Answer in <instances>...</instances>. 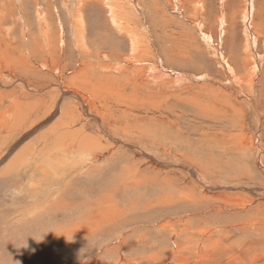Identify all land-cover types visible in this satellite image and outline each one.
Returning a JSON list of instances; mask_svg holds the SVG:
<instances>
[{"label": "rangeland", "instance_id": "rangeland-1", "mask_svg": "<svg viewBox=\"0 0 264 264\" xmlns=\"http://www.w3.org/2000/svg\"><path fill=\"white\" fill-rule=\"evenodd\" d=\"M0 2L1 16L7 11L11 12L4 23L0 22V28H18V36L22 44L25 43L20 36L22 28L33 31L31 38L34 41H42L39 12L42 15L46 13L44 15L46 28L54 29L56 33L60 30L61 36L64 32L66 40L64 62L72 60V63L68 64L69 75L80 67L82 60L81 51L74 43L73 28H88L87 37L90 47L94 49L91 54L94 58H99V52L105 51L127 54L129 62H139L138 65L147 66L146 69H149V65L166 69L167 72L164 74L146 73V86L137 84L135 90L140 103L145 102V105L139 104L133 111L131 109L126 113H130L128 118L136 126L150 129L158 135L164 133L167 139L178 136L181 143L173 147L172 156L177 155L176 147L179 148L181 152H185L187 158L192 157L189 161L181 159V162L197 169L196 174L185 168H183L184 172L177 173L172 167H166L157 175L154 168L146 164L148 161L146 159L138 167L142 174L150 175L149 183L144 187L146 191H142L143 188L136 190L133 186L128 187L129 189L122 187L117 190V200L122 211L118 213L126 219L119 218L103 226L100 224L98 229L90 230L86 236L80 238L72 232L74 230L72 226L79 224L76 218L83 215L89 206L80 207L74 201L68 217L75 220L70 224L64 225L58 222L59 217L65 215L64 212H60L54 214L56 218L46 216L21 226L13 220L17 217L16 209L22 205L21 209L26 211L24 203L32 199L26 198L23 191H20L19 197L23 196V202L18 201L16 195L6 190L0 194V264H122L124 262L264 264V250H261L264 249V0H133V3L129 0H110V2L109 0H0ZM114 9L119 18V25L115 23L112 15ZM117 28H129L133 36L139 35L142 38L137 54L140 58L132 56L131 36L129 37L123 29L121 31ZM3 38L4 36L0 35V40L3 41ZM84 56L89 61V69L94 68L96 62L90 61V54L86 53ZM112 58L114 65L121 67L120 63L123 59L114 56ZM124 59L126 60L127 57L124 56ZM117 60L120 62L118 63ZM35 75L45 78L40 71ZM160 75L165 76L156 78ZM173 76H179L182 83L176 82ZM48 77L53 76L50 73ZM95 77L99 78L100 83H103L101 81L103 79L107 82L109 80V77L102 76L101 73L89 76L88 79L92 80ZM119 79L127 83L129 74L119 76ZM16 88L10 87L5 90L14 91ZM112 89L120 88L114 86ZM112 89L103 91H112ZM204 106L214 110H205ZM93 111L94 114L98 113L95 108ZM122 113L126 115L123 111ZM96 126L93 125L91 128L93 132L98 130ZM168 130L171 133L168 134ZM130 139L137 140L132 137ZM158 140L144 138L141 140L143 145L149 148L145 149L147 157L160 158L159 154L166 153L161 140ZM224 148L227 150L226 153L222 152ZM152 149L158 154L150 155ZM212 152L217 155L225 154L227 160L226 165L222 166L225 171L223 170L224 172L216 179L215 176L211 174L208 176L205 171L204 173V166H201L212 162ZM128 156L134 157L129 158L131 162L136 160L130 150ZM136 164L138 162H134L135 166ZM198 164H201L200 167ZM113 165L111 163L106 171H110ZM247 166L249 171L245 172ZM240 169L244 174L239 173ZM105 173L97 174V178L96 176L82 178L80 181L82 191L80 190L78 196L81 195L80 197L92 201L93 196L97 199L101 195L100 184H104L105 191H110L112 187L116 188V175L98 181ZM28 175L29 173L25 172L27 183ZM154 175L157 180L153 179ZM166 176H173L170 184H167L169 181H162ZM187 183L190 185L187 186ZM173 186L176 187L172 188ZM225 186L230 188L227 189ZM178 187L186 188L184 189L186 193L191 188L197 193L201 189L204 191H201L202 193H209L210 197L206 199L208 206L200 202L196 205L195 202H191L192 198L186 200L177 197L180 196L176 189ZM166 189L169 190V194L172 192L174 201L169 202L163 200L161 196L156 197ZM225 191H229L235 205L222 204L227 203L226 198L229 199L226 196L223 201L221 200V194ZM145 192L146 194L140 199L139 195ZM197 198L200 199L202 196L198 195ZM219 199L222 202H216ZM157 201L163 202V206ZM149 202L152 206L147 209L146 204ZM115 203L116 201H113V204L110 202L112 207L109 209L113 208ZM136 204L139 205L137 210ZM239 205L245 208L239 209L241 207ZM221 207L226 210L215 209ZM101 213L103 210L100 211ZM91 216L88 215L86 219ZM133 219L137 220L136 223H132ZM128 221L129 224L125 223ZM158 223L161 226L162 224L168 226H156ZM61 225H64V228H60ZM59 229L64 231V235L58 232ZM204 240L211 242L210 254ZM115 246L113 250L115 252L110 255L111 257L107 254L106 257L109 258H105L107 252L102 256L104 250L113 249ZM226 249L232 256L238 255L239 261L227 260Z\"/></svg>", "mask_w": 264, "mask_h": 264}, {"label": "bare ground", "instance_id": "bare-ground-1", "mask_svg": "<svg viewBox=\"0 0 264 264\" xmlns=\"http://www.w3.org/2000/svg\"><path fill=\"white\" fill-rule=\"evenodd\" d=\"M129 2L133 3V0H129ZM129 7L131 8V6ZM130 10H128L129 13ZM116 13L117 12L114 9L112 15L115 19V23L119 25V18ZM10 14L11 12L7 11L3 16L0 15V22L4 23L6 17ZM44 15H46V13H44ZM44 15L40 12L38 13L39 22L42 27L39 28L42 41H34L31 38L33 31L31 32L29 28H22L20 36L25 42L22 44L20 43L21 39L18 36V28H0V35L4 36L3 41L0 40V194L9 190L11 194L17 196L16 200L23 202V196L19 197L20 191H23L26 198L32 199L31 201L28 200L27 203H24L27 208L26 211L21 209L22 205L16 209L17 217L13 218V220L17 225L21 226L27 225L30 222H33V220L37 221L46 216L56 218L54 214L60 212H64L65 215L59 217L60 219L58 222H61L64 225L70 224L72 220H75L74 218L68 217L74 201L77 202L80 207L82 205L89 206L88 208L86 207L87 211L83 215L76 218L79 220L80 225L76 223L72 226L74 229L72 232L76 233L80 238L86 236L90 230L98 229V225L100 224L103 226L112 221H116L119 218L123 220L126 219L119 214L122 211L120 210V203L117 200V190L118 188L122 189V187L128 188L133 186L136 187V190L137 188H143L142 191H146L144 187L149 183L148 179L150 178V175L146 176L138 170L139 165L145 162L146 159H148L146 164L149 167L154 168V172H156L157 175H159L160 170L165 169L166 167H172V170L175 172L177 170V173L184 172L185 170L183 168H185L191 173L196 174L197 169L195 170L194 167L185 165L181 162V159L189 161L192 157L189 156V158H187L185 152H181L179 148L176 147L177 155L172 156V150H174L173 147L177 146L178 143H181L178 136L167 139L163 135L164 133L158 135L150 129H143V127L139 125L136 126V124L131 122V119L128 118L130 113H126L131 109L133 111V109L139 104L145 105V102L140 103L138 95L135 94V90L137 89V84L146 86V73L150 72L149 75L159 73L164 74L167 72L165 71L166 69L162 70L161 67H156L154 65H149V69H146L147 66H139V62H129V55L127 54H116L105 51L99 52V58H94V56L91 55L94 52V49L90 47L87 37L88 28H73L72 34L74 43L76 44V48L78 47L81 51L82 60L80 62V67L75 69L72 75H69L70 68H68V64H71L72 60L64 62V49L66 47L64 32L63 36H61L60 30L56 33L53 31L54 29L51 30L50 28H46ZM117 29L121 31L123 29L129 37L131 36L132 56L133 58H140L137 54L141 47L142 38L139 35L133 36L132 30L129 28ZM204 35L205 37L208 36L206 34ZM207 38H209V36ZM255 43L256 42H254V44ZM86 53L90 54L89 58L91 62H96L92 69H89V61L84 56ZM144 54L145 52L142 56ZM113 56L123 59L122 63H120L121 67H116L114 65ZM124 56L127 57L126 60L124 59ZM163 66L165 67L164 64ZM37 71L42 72L45 75V78L35 75ZM50 73L53 77H48ZM97 73L109 77L108 82L106 79H103L101 80L103 83H100L98 77H95L92 80L88 79L89 76L97 75ZM124 74H129V80L127 83H124L119 79V76ZM165 75H160L156 78H164ZM176 77L173 76L176 82L182 81L179 76ZM236 77L238 78L237 74ZM253 78L252 81H254ZM114 86H117L120 89H112ZM10 87L17 88L14 91L5 90ZM105 89H112V91H103ZM94 108L98 113H93ZM204 109L214 110L207 106H204ZM122 111L126 113L125 116ZM93 125L98 126V130H95L96 132L91 130ZM169 132L170 130H168L167 133L169 134ZM131 137L137 138V140L130 139ZM104 138H107V140ZM143 138L151 139L152 141L160 139L163 150L165 149L166 153L159 154L160 158L147 157L145 155V149L149 148L145 146V144L143 145V141H141ZM185 138H187V136ZM242 140H244V137ZM128 150L135 155L136 160H134V162H138V164H136L137 166L134 165V162L129 160V158L133 159L134 157L128 156ZM152 150H150V155L158 154L156 153V150ZM226 151L225 148L222 150V152L225 153ZM211 155L212 158L208 157L211 158L212 162L200 165L204 166L203 172L205 171L206 174L208 173V176L210 174L211 176L213 175V177L215 176L216 179L225 171L222 166L224 167V165H226L227 160L225 154L217 155L212 152ZM198 160L199 158L197 161ZM111 163L114 164L111 170L106 171ZM116 164L118 166H115ZM235 167L237 169L239 168V166ZM244 168L245 167H243V169ZM248 171L249 167L247 166L245 172ZM25 172L29 173V178L27 177V180L29 179L28 183L25 182ZM103 172H106L104 176L102 175L103 177L101 179L96 180L104 181L106 178L116 175V188L111 186L112 189L110 191H105L104 184L102 183L99 185L101 195H99L97 199L93 196L91 201L90 199L88 200L87 198L80 197L81 195L78 196V193L81 190L80 181L82 178H90L91 176H96L97 178V174H103ZM239 173H243L242 169H240ZM156 178V175H154L153 179ZM172 178L173 176H166L162 181H169L167 184H170V179ZM186 185L188 186L190 184L187 183ZM174 187L176 186H173L172 188ZM225 187L228 189L229 186ZM179 188L180 187L176 188L178 194H180V196L177 197L185 198L186 200L192 198L193 201L191 202H195L196 205L199 202L206 205V199L210 197L209 193H202V189L197 193L195 192L196 190L191 188L189 189L190 192L187 190L188 193H186L184 192V189L186 188ZM241 190H243V188ZM168 192L169 190L166 189L156 197L161 196L165 201H174L172 192L170 194ZM213 192L215 193L214 189ZM145 194L146 192L140 194V199H142ZM223 194H221L222 201L224 197H229V199H225L227 203H222L223 205H235L234 199L230 196L229 191H225ZM198 195H201L202 198L198 199ZM212 200L214 201V199ZM221 200L219 199L216 202H222ZM107 201L109 202L107 203ZM113 201H116V205L109 209L112 207L109 203L112 202L113 204ZM106 203L107 207L105 205ZM157 203H160L161 205L163 202L157 201ZM151 206L152 204H150V202L146 204L147 209L151 208ZM224 207L215 209L224 211L226 210ZM135 208L137 210L139 205L136 204ZM243 208H245V206L239 207V209ZM100 209L103 210V213L101 214L100 211L102 212V210ZM20 211H22V213H20ZM218 213H220V211H218ZM88 215L92 216L89 219H86ZM136 219H133L132 223L137 221ZM125 223L129 224L130 222L128 221ZM64 225H61L60 228H64ZM120 226L122 227L123 224ZM156 226L167 227L168 224H162L161 226L158 223ZM58 232L64 235V231L61 229H59ZM204 242L208 246V254H210L212 251L211 242L205 240ZM108 245H110V243ZM114 248H116V246L113 247V249L107 251L104 250V253L100 254L104 256L107 252L105 258H109V256L115 252L113 251ZM225 251L227 260L232 262L239 261L238 255L232 256L228 249ZM107 254L109 256L106 257ZM152 257L154 258V256ZM212 257L210 260H212ZM253 263L254 262H252V264ZM122 264L132 263L124 262Z\"/></svg>", "mask_w": 264, "mask_h": 264}]
</instances>
